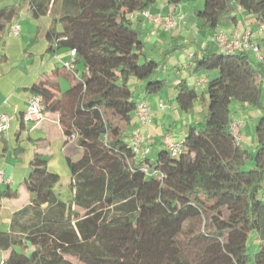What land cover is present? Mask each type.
<instances>
[{
	"label": "trees",
	"instance_id": "trees-1",
	"mask_svg": "<svg viewBox=\"0 0 264 264\" xmlns=\"http://www.w3.org/2000/svg\"><path fill=\"white\" fill-rule=\"evenodd\" d=\"M28 1L35 18H52L49 51H76L73 70L57 67L30 90L41 98L44 114H61L66 135L78 136L66 152L74 196L69 203L59 198L61 176L49 169L46 156L36 154L25 182L31 202L14 214L9 233L0 232V250L10 251L5 264H74L68 257L79 253L78 245L61 239L71 216L79 219L74 206L87 221L108 211L100 236L111 248L104 254L89 250L96 264H250L251 232L260 243L254 264H264V67L248 52H195L194 73L217 76L192 87L181 80L176 103L188 113L201 101L204 123L189 128L179 155L163 144L155 162L150 156L135 159L127 131L139 102L129 81H148L147 94L159 93L165 81L149 80L159 63L145 52L133 18L157 0ZM189 1L204 3L197 13L200 30L238 23L241 10L264 29V0ZM16 16V8L0 9V42ZM176 48L181 46L174 42L169 52ZM60 78L71 85L65 100L57 93ZM204 85L207 90L199 92ZM233 102L261 111L254 153L232 132ZM248 162L254 164L250 171L244 169ZM17 196V190L0 186V200ZM84 239L90 241L89 233Z\"/></svg>",
	"mask_w": 264,
	"mask_h": 264
},
{
	"label": "crops",
	"instance_id": "crops-1",
	"mask_svg": "<svg viewBox=\"0 0 264 264\" xmlns=\"http://www.w3.org/2000/svg\"><path fill=\"white\" fill-rule=\"evenodd\" d=\"M21 1H23V3L17 4L16 2L11 1V3L6 4V7L8 8L17 9V16L13 21L12 26L18 24L21 27L20 35H8L0 42V113L7 114L11 118V127L9 131L0 135V171L3 173V182L0 183V186L3 188L10 186L18 192L17 198L0 200V232L8 233L11 231V223L14 214L28 206L31 202L30 195L26 190L25 182L31 171L30 163L33 157L36 154H39L46 156L50 161L59 154L65 158L67 163L66 152L75 148L78 139V136L76 135H66L61 114L58 113L44 114L43 119L37 124L23 123V116L27 111L28 101L32 97L30 91L31 88L36 83L45 81L49 76H53V72L57 67H63L57 60V57L62 62L69 61L71 57L70 50L62 49L56 50V52L49 51V39L51 37L49 34V22L46 19H43L44 17L40 19L35 18L34 10L29 1ZM181 5L182 3L179 5H171L167 0H162L160 7L156 3L151 9V12L160 15H177L181 12V9L179 8ZM203 6L204 5L202 4L198 6L197 3L194 6L187 4V7L193 12L191 16L195 18H197V13L203 9ZM196 23L197 25L195 27L197 28V33L191 30L189 35L186 34L185 37L184 31L186 30L185 27L188 26V23H186V26L178 28L170 34L159 32L158 36L151 37L157 38V43L154 44L156 47L153 46L155 47L154 50L164 47L165 44L172 46L174 42H184V44H196L200 51H218L219 47L215 41L217 33L224 32L230 35L237 30L245 31L250 29L253 42L260 46L261 51H264V29L258 25L253 16L249 15L244 10L239 11L238 23L223 21L215 29H209L206 31L200 30L199 19ZM133 26L134 28L136 26L135 29L140 33V36L142 35L141 33H149L151 28L149 21H146L140 15L134 16ZM57 28L58 27L56 26V29ZM142 41L144 42L143 39ZM151 43L152 42H148L150 45ZM144 44L145 52L148 53L146 51V43L144 42ZM154 50L152 51L153 53H155ZM190 55H193V53ZM184 59L181 57L180 61L184 63V61H186ZM189 67H192L194 72V64L191 59ZM78 68L80 72L82 67L79 66ZM50 69H52L51 74L48 73ZM62 79L65 78L59 79V92L57 93L63 100H65V94L71 90V85L70 83H64ZM186 80L192 82V84H196L204 79L191 77L190 80ZM179 82H177V85ZM63 87L65 88V91L63 90ZM161 99L162 98L145 102L148 103L151 113L162 120V124L163 121L168 120L169 116L166 111L159 110L160 105L162 104ZM262 103L264 105L263 98ZM233 104V122L238 120L243 121L240 129V142L242 146L244 148L257 147V140L255 141L253 135L250 134L252 127L244 118V113L249 110L252 123L257 124L258 118L261 116V111L252 110L249 108L250 106H243L234 102ZM196 111L197 109L194 107L190 112L181 114L183 118L190 117L191 119L190 124H187V120L185 121V119H182L185 126L183 139L188 133L190 127H195L196 129L198 127L196 124L198 122L195 118ZM203 123L204 122L200 123V125ZM138 126L135 116L129 130L127 131V135L130 136L132 133L131 131L137 129ZM247 126L250 127L249 132H247ZM171 129H174L172 124ZM141 132L144 135L150 136L151 139L149 144L154 143L150 148L154 146L159 147L160 144L164 147L162 144L163 141H157L160 134L157 131V126L154 125V121L151 126L143 128ZM169 132H171V130H169ZM169 135L170 134L167 136L170 137ZM50 170L55 171L52 169ZM55 193L62 201L68 203L74 196L72 193V198L66 201L62 198L61 189H55ZM24 220H26V217L23 219V222ZM9 252L10 251L0 250V264H5V259Z\"/></svg>",
	"mask_w": 264,
	"mask_h": 264
},
{
	"label": "rangeland",
	"instance_id": "rangeland-1",
	"mask_svg": "<svg viewBox=\"0 0 264 264\" xmlns=\"http://www.w3.org/2000/svg\"><path fill=\"white\" fill-rule=\"evenodd\" d=\"M11 1L16 2L17 4L23 3V1H21V0H0V8L6 7L7 6L6 4L11 3ZM161 1L162 0H157V2H156L159 7L161 5ZM196 3L198 4V6L201 4L204 5V3L202 1L184 0L182 2V5L179 6V8L181 9V12H179L176 15L177 16V19H176L177 25L172 30H170L169 32H164L163 27H155L149 21V19H145L146 21L148 20L150 25H151L150 32L149 33L144 32V34L141 33L142 34L141 38L146 43V51L148 52L147 55L159 63L158 70L155 72V74L149 80H151V81L163 80V81H165V85L163 86L162 90L157 94H147L146 85H147L148 81H139L136 78H131L129 81V86H130L131 91H132L133 100L136 102L140 103V102H142V100L150 101V100L162 98L161 102L164 105V109L159 108V110L161 109L160 111H166L169 118H168V120L163 121V123L161 124L162 120L159 117L154 116L151 113V122H150V126L153 124V121H154V125L157 126V131L160 134L157 141H160V142H162V141L164 142V140L166 139L168 134H170L169 136L172 138V140L174 142L182 141L183 136H184V132H185V126L183 124L184 123L183 120L184 119H185V121L187 120V124H190V121H191L190 117L189 118H183V116L181 114H184V112L181 111L180 108L177 106V103H176V98H177V94H178V89L176 87L177 82L184 80V79L190 80L191 77L196 78V79L203 78L205 80H208V79H213L217 76L216 72L194 73L193 68L189 67V65H190V58H189L190 54H192V53L194 54L195 52H200L198 46L194 43L184 44V42H177V44L178 43L180 44L181 48L180 49L176 48L174 51L172 50L171 52H169V50L172 49V46L166 45V44L164 47L159 48V49L157 48L154 50V48L156 47L154 44L157 43L156 42L157 38H151V37L158 36L159 32H162L164 34H170L174 30L186 26V23H188V26L185 27L186 30L184 31V37L186 36V34L189 35L191 30H193L194 32L197 33V28L195 26L197 25L196 22H198V19L191 16L193 14V12L191 11L190 8L187 7V4L188 5L191 4L194 6ZM183 8H184V10H183ZM185 13L187 14V17H186ZM154 15H157V14H154ZM167 15H171V14H165L162 16H167ZM181 15H184V18H185L184 21L180 20ZM173 16H175V15L173 14ZM43 19H46L49 22V24H48L49 27L53 24L52 18L50 16H46ZM42 26H44V25H42ZM56 26L58 27L57 28L58 31H61L62 27H61V24L59 22H57ZM135 28H136V26H135ZM155 30H156L157 34H153V32ZM148 34H150V35H148ZM148 42H152L151 45L148 44ZM153 46H155V47H153ZM153 50L155 51V53L152 52ZM165 50H167V53ZM262 54L264 55V51H262ZM181 57H183V59L185 58L184 60H186V61H184V63H182L180 61ZM252 59L255 60L258 63V65H260L261 67H264V61L257 60L253 55H252ZM51 70L52 69H50V71L48 72L49 74H51ZM211 74H213V75H211ZM62 81L66 84H69V82L65 79H62ZM189 85L192 87L196 84L195 83L192 84V82H189ZM64 89L65 88L63 87V90ZM206 90H207V86H205V85L198 87L199 92H204ZM206 98H207V96H206ZM263 101H264V88H263ZM234 103L237 104V102H234ZM194 107L197 109L195 118L198 122V123H196L198 126L197 129H199L202 126V125H200V123L204 122V117H205L203 104L201 101H198L197 103H195ZM249 108L252 110H256V111L259 110L258 108L253 107V106H250ZM175 114H176V116H175ZM179 118H181V119H179ZM244 118L247 120L249 125L252 127L250 134L253 135V137L256 141V124L252 123V120L250 119L249 110L245 111ZM171 124H172L174 129H171ZM247 128H248L247 132H249L250 127L247 126ZM169 130H171V132H169ZM131 132H133V130ZM163 142H162V144H164ZM148 145L151 147V145H154V143L148 144ZM162 148H163V146L161 144L159 145V147L154 146L151 148L152 151L150 153V159L152 162H155L157 160L158 153L160 152V150H162ZM246 148L251 153H254L257 147L255 146L253 148H251V147H246ZM80 158H81L80 155H77L75 157V160H79ZM48 167H49V169L55 170V172H57L61 176V180L55 189H57V190L61 189L62 190V198L64 200L67 201V200L71 199L72 198V192L70 191V188H69L70 177H71L70 176V169H69V167L65 161V158L58 154L57 157H55L54 159H51L49 161ZM253 168H254V164L252 162H248L244 169L246 171H250ZM73 210L79 212V219L75 215L71 216L69 222L67 221V224L65 223L66 227L63 230V234H62L61 239L65 243L67 242L68 244L71 241H72L73 245L77 244L78 245L77 247H79L78 248L79 253H76L73 256L68 257V258L74 264H96L95 262H92L88 258L89 250H94V252L104 254L107 251H109L111 248V243L108 240H106L100 236V225H101L102 220L104 219V216L108 215L107 214L108 211L104 212V214L102 216L96 215L95 219L93 218L94 221H92V220L87 221L89 216H86V213H84L83 210H81L77 206H74ZM87 227L91 228V230L85 231V229H87ZM88 233L90 236V239H89L90 241H86L84 239V235L88 234ZM259 249H260V243H259L258 235L256 232H251L249 235V238H248V252L250 255V261H249L250 264H254L255 254L259 251Z\"/></svg>",
	"mask_w": 264,
	"mask_h": 264
},
{
	"label": "built area",
	"instance_id": "built-area-1",
	"mask_svg": "<svg viewBox=\"0 0 264 264\" xmlns=\"http://www.w3.org/2000/svg\"><path fill=\"white\" fill-rule=\"evenodd\" d=\"M144 19H149V21L155 27H163L164 32H169L176 25L177 16L167 15L162 16L160 14L154 15L150 10H146L140 14ZM180 20L184 21V15L180 16ZM21 27L16 24L11 27L10 35L19 36ZM264 32V30H263ZM153 34H157L156 30ZM252 33L250 29L245 31L237 30L232 34H226L224 32H219L215 36V41L221 51L228 55H235L239 52H248L252 54L257 60L264 61V55L262 54L261 48L258 44L252 41ZM71 59L67 62H62L58 57L57 60L65 67L67 70H73L76 64V51H70ZM192 58V55H190ZM199 83H204V80L199 81ZM161 109H164V105H160ZM43 106L42 100L39 96H32L28 101V108L26 113L23 116L24 124H37L43 119ZM136 119L138 122V128L135 129L129 138L131 147L135 153V159L144 158L149 156L151 153V148L148 145L150 142V137L142 134L143 128H148L151 122V111L147 102L142 101L137 104L136 107ZM243 124V121L238 120L234 121L231 125L233 134L240 141V129ZM11 127V118L7 114L0 113V135L9 131ZM164 144L168 151H170L174 156L179 155L182 151V143L174 142L170 137H166ZM147 172V170H145ZM3 173L0 171V183L3 182L2 179ZM264 197V194H263Z\"/></svg>",
	"mask_w": 264,
	"mask_h": 264
}]
</instances>
